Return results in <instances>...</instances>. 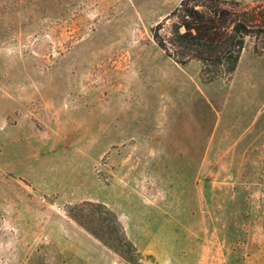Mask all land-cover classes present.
<instances>
[{
  "label": "rangeland",
  "instance_id": "rangeland-1",
  "mask_svg": "<svg viewBox=\"0 0 264 264\" xmlns=\"http://www.w3.org/2000/svg\"><path fill=\"white\" fill-rule=\"evenodd\" d=\"M182 1L0 0V264H264V51L204 82Z\"/></svg>",
  "mask_w": 264,
  "mask_h": 264
},
{
  "label": "trees",
  "instance_id": "trees-1",
  "mask_svg": "<svg viewBox=\"0 0 264 264\" xmlns=\"http://www.w3.org/2000/svg\"><path fill=\"white\" fill-rule=\"evenodd\" d=\"M206 1L210 3V15L182 6L183 0L180 8L170 14L176 16L178 11L182 12L180 21L172 25L170 37L164 40L156 33L160 24L152 36L165 55L178 65L200 62L204 82L210 83L233 75L248 39H255L264 51V7L235 12L224 8L225 0ZM86 230L104 246L114 247L116 241L107 239L106 231Z\"/></svg>",
  "mask_w": 264,
  "mask_h": 264
}]
</instances>
